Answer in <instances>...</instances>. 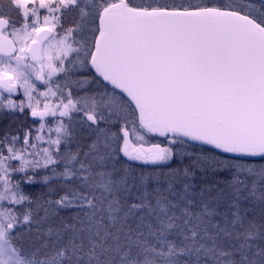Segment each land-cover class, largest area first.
Returning <instances> with one entry per match:
<instances>
[{"label": "snow or ice", "instance_id": "obj_1", "mask_svg": "<svg viewBox=\"0 0 264 264\" xmlns=\"http://www.w3.org/2000/svg\"><path fill=\"white\" fill-rule=\"evenodd\" d=\"M0 264H264V0H0Z\"/></svg>", "mask_w": 264, "mask_h": 264}]
</instances>
